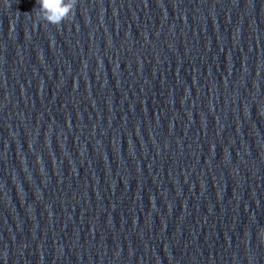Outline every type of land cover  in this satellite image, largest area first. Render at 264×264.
<instances>
[{
	"label": "clouds",
	"instance_id": "1",
	"mask_svg": "<svg viewBox=\"0 0 264 264\" xmlns=\"http://www.w3.org/2000/svg\"><path fill=\"white\" fill-rule=\"evenodd\" d=\"M39 5L37 17L49 24L59 26L70 21L77 5V0H37ZM264 238V233L259 234Z\"/></svg>",
	"mask_w": 264,
	"mask_h": 264
}]
</instances>
